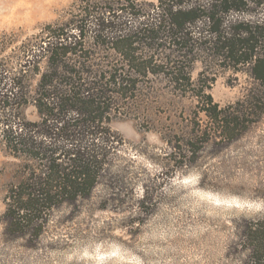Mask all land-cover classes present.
<instances>
[{
  "label": "rangeland",
  "instance_id": "1",
  "mask_svg": "<svg viewBox=\"0 0 264 264\" xmlns=\"http://www.w3.org/2000/svg\"><path fill=\"white\" fill-rule=\"evenodd\" d=\"M107 1L0 0V74L6 81L17 74L30 56L23 54L24 49L38 54L39 38L47 26L67 27L72 19L81 18L88 5L99 7ZM137 2L150 9L155 0ZM262 16L264 5L256 15ZM128 21L135 23V19ZM82 24L87 35L90 23ZM70 30L77 32L73 26ZM85 42L92 46L91 39ZM92 51L96 53L92 62L103 67L118 59L110 50ZM190 76L188 86L161 75L140 77L136 95L121 99L116 105L119 111H112L109 126L122 138L111 159L112 170L130 177L133 200L123 190L120 205L100 210L98 186L90 207L73 216L66 210L53 212L35 245L3 232L5 195L18 160L8 154L0 138V264H243L247 253L242 234L264 215L260 194L264 190V109L239 114L248 119L246 130L236 139H222L215 132L217 123L200 106L209 94L219 107H235L261 86L246 67L210 69L198 60L190 66ZM202 80L208 84L203 91ZM36 82L37 77H32L26 85L33 88ZM24 103L23 121L37 120L32 98ZM12 124L0 122V126ZM199 128L208 129L206 141H201ZM189 139L196 149L194 163L177 167L176 160L183 154L189 162L185 150ZM143 187L150 202L139 208L136 203Z\"/></svg>",
  "mask_w": 264,
  "mask_h": 264
},
{
  "label": "trees",
  "instance_id": "2",
  "mask_svg": "<svg viewBox=\"0 0 264 264\" xmlns=\"http://www.w3.org/2000/svg\"><path fill=\"white\" fill-rule=\"evenodd\" d=\"M263 5L264 0H155L148 9L137 0H108L99 7L88 5L67 27L47 26L38 54L24 49L23 54L30 56L17 74L8 81L0 74V122L14 123L0 126V138L18 160L1 215L4 234L35 245L53 212L66 210L73 216L90 207L98 186L100 210L120 205L123 190L133 200L130 177L112 170L111 159L122 138L109 124L120 100L138 92L140 77L161 75L188 86L196 60L210 69L246 67L261 88L253 89L236 108L219 107L209 94L200 106L217 123L215 132L222 139L240 136L248 119L239 114L264 109V16L256 17ZM84 21L90 23L87 35ZM87 39L92 40L91 47ZM94 49L110 50L118 59L103 67L92 62ZM32 77L37 82L29 88L26 82ZM206 81L201 91L208 87ZM27 97L36 109L35 121H23ZM200 131L201 141H206L208 129ZM189 140L185 147L189 162L183 154L177 167L194 163L196 149ZM260 194L264 199V190ZM149 202L143 187L136 204L143 208ZM242 235L247 253L243 264H264V215L247 225Z\"/></svg>",
  "mask_w": 264,
  "mask_h": 264
}]
</instances>
